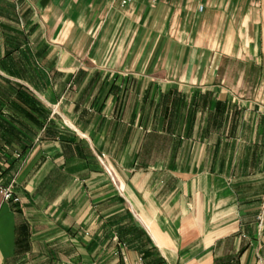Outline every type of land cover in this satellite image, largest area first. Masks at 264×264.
Wrapping results in <instances>:
<instances>
[{
	"label": "crops",
	"instance_id": "obj_1",
	"mask_svg": "<svg viewBox=\"0 0 264 264\" xmlns=\"http://www.w3.org/2000/svg\"><path fill=\"white\" fill-rule=\"evenodd\" d=\"M0 184V264H264V0H0Z\"/></svg>",
	"mask_w": 264,
	"mask_h": 264
},
{
	"label": "built area",
	"instance_id": "obj_2",
	"mask_svg": "<svg viewBox=\"0 0 264 264\" xmlns=\"http://www.w3.org/2000/svg\"><path fill=\"white\" fill-rule=\"evenodd\" d=\"M120 2V7H125L127 6L131 0H118ZM99 160H101V164L104 166L106 172L109 174L111 180H113V177L111 175V173L109 172V170L107 169V167L104 165L103 160L104 158H100ZM0 199L3 203H8V204H12V205H16L18 204L19 198L18 196L15 195V193L13 192V190L10 187H5L2 186L0 184ZM137 264H142L141 262H137Z\"/></svg>",
	"mask_w": 264,
	"mask_h": 264
}]
</instances>
